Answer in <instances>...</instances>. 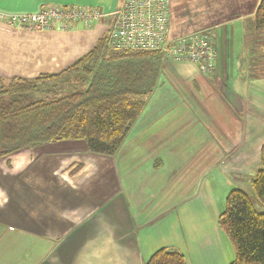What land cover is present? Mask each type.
Masks as SVG:
<instances>
[{"label": "crops", "instance_id": "0c3cea01", "mask_svg": "<svg viewBox=\"0 0 264 264\" xmlns=\"http://www.w3.org/2000/svg\"><path fill=\"white\" fill-rule=\"evenodd\" d=\"M120 2L0 0L6 15L51 5L104 15L66 32L0 22V83L69 69L106 35ZM230 23L213 30L215 72L164 62L160 85L116 155L92 154L77 141L0 159V264H145L161 249L180 252L186 264L235 261L219 219L229 193L251 192L260 168L264 67L249 72L245 27L234 38Z\"/></svg>", "mask_w": 264, "mask_h": 264}, {"label": "trees", "instance_id": "16d2710c", "mask_svg": "<svg viewBox=\"0 0 264 264\" xmlns=\"http://www.w3.org/2000/svg\"><path fill=\"white\" fill-rule=\"evenodd\" d=\"M251 17L256 36L251 43L256 48L264 45V0H259ZM212 30L190 34L203 32L216 45ZM107 34L66 71L34 80L15 79L0 90V159L27 149L77 141L95 155L117 154L160 85L167 60L161 52H114L107 46ZM246 46L254 52L249 41ZM218 61L219 57L210 73L197 70L211 74ZM79 74L86 78L82 80L87 83L85 89L76 93L60 90L61 82L70 85L71 77ZM252 186L264 208V146ZM219 225L235 248L232 264H264V213L256 212L248 194L241 190L229 193ZM145 264H186V260L180 252L161 249Z\"/></svg>", "mask_w": 264, "mask_h": 264}, {"label": "built area", "instance_id": "2783aa9c", "mask_svg": "<svg viewBox=\"0 0 264 264\" xmlns=\"http://www.w3.org/2000/svg\"><path fill=\"white\" fill-rule=\"evenodd\" d=\"M172 0H121L108 29L107 46L114 52H161L165 60L195 66L210 73L219 57L218 47L207 34L175 36L172 32ZM104 15L97 8L44 6L38 13L6 15L0 22L25 31L72 30L93 27Z\"/></svg>", "mask_w": 264, "mask_h": 264}, {"label": "rangeland", "instance_id": "374dc122", "mask_svg": "<svg viewBox=\"0 0 264 264\" xmlns=\"http://www.w3.org/2000/svg\"><path fill=\"white\" fill-rule=\"evenodd\" d=\"M258 2L259 0H173L171 18L172 32L175 36L188 35L201 30H214V28L221 24L232 22L228 27L230 29L233 27L234 38H238L242 27H245V46L246 42L249 41V47L254 49V52L250 50L248 57H251V60L248 62L247 67L249 72H257L256 66L264 67V45L256 47L259 48L256 52V48L251 43L252 39L256 37L252 29L253 18L251 16ZM216 45H218L217 36ZM260 72H264V69H260ZM83 79H86L83 74L73 75L70 85L65 80L58 85L60 90L65 91V93H69L72 89L71 93H76L85 89L87 86V83L83 84ZM261 79L264 81V76ZM7 85L0 83V90ZM252 190L248 193V196L256 212L262 214L264 213V208L257 200L254 190L253 192ZM226 240L231 242L228 238Z\"/></svg>", "mask_w": 264, "mask_h": 264}]
</instances>
